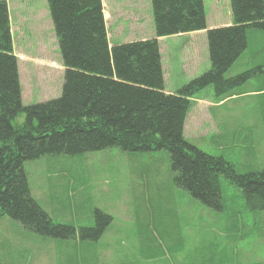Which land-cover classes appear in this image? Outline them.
I'll use <instances>...</instances> for the list:
<instances>
[{"label":"rangeland","instance_id":"1","mask_svg":"<svg viewBox=\"0 0 264 264\" xmlns=\"http://www.w3.org/2000/svg\"><path fill=\"white\" fill-rule=\"evenodd\" d=\"M113 1L102 0L106 21L112 25L107 28L109 39L116 44L132 38V30L113 25ZM203 3L208 24L231 17L229 0ZM36 11L51 21L46 0L11 1L23 105L58 97L63 82L58 42L53 28L50 36L44 22L36 30L46 44H36ZM251 32L248 52L258 50L259 58L252 65L243 64L241 72L264 65V33ZM161 49L168 90L175 91L209 68L204 34L169 36L162 40ZM259 69L225 96H215L212 87L200 90L184 124L187 141L224 157L241 174L264 167V69ZM204 100L224 104L216 108L202 104ZM23 120L24 114L19 113L14 122ZM24 168L32 196L53 221L91 226L95 208L113 220L96 244L75 246L38 236L4 215L0 218V264H264V211L241 212L239 226L227 230V211L206 207L174 184L167 150L139 153L107 148L28 160ZM220 182L225 205L243 199L241 191L223 176Z\"/></svg>","mask_w":264,"mask_h":264},{"label":"trees","instance_id":"2","mask_svg":"<svg viewBox=\"0 0 264 264\" xmlns=\"http://www.w3.org/2000/svg\"><path fill=\"white\" fill-rule=\"evenodd\" d=\"M46 1L63 67L61 94L23 105L8 0H0V218L6 215L41 237L96 244L113 217L95 208L91 226L53 221L31 194L24 162L107 148L167 150L174 184L206 207L222 212L223 176L241 191L249 211H264V167L238 173L184 135L200 90L212 87L215 96H225L264 69L255 64L227 75L240 57L241 65L258 61V50L248 52V34L264 33V0H229L232 24L211 29L203 0H150L154 36L116 44L109 39L102 0ZM202 30L209 68L167 92L158 38ZM19 113L24 120L15 123Z\"/></svg>","mask_w":264,"mask_h":264},{"label":"crops","instance_id":"3","mask_svg":"<svg viewBox=\"0 0 264 264\" xmlns=\"http://www.w3.org/2000/svg\"><path fill=\"white\" fill-rule=\"evenodd\" d=\"M149 1L150 0H114L113 1L114 6H112V10H114V11L111 12V15H112V17H115V19H116V24L113 23V25L118 26V24H122L126 29L132 30L131 31L132 38H129V40H123L121 42H128V41H133V40H145V39L152 38L154 36L153 17H152V12H151V5L150 6L148 5ZM10 6H11V1L8 0L10 27H12L11 16H10ZM120 10H125L126 14L121 13ZM33 17H34L33 18L34 19L33 24L35 27L34 30H35V32L38 33L35 37L36 44L40 43V42H43L44 44H46L44 42L40 32L38 30H36V26L40 25L42 27V24H43L42 22H44V27H46V30L48 31L49 35L52 36V33H51L52 28H53V25H51L52 20L48 21L46 14L40 17L38 11H36L34 13ZM40 18H43V19H40ZM106 20L107 19H106V15H105V21ZM218 23L219 24H213V23L208 24V22L206 20V27H207V29H211V28H215V27L230 25V24H232V17H228L226 20L218 19ZM108 26L112 27L111 23H107V21H106V27L108 28ZM127 32H128V30H127ZM11 33H12V29H11ZM191 34H196V36L197 35L203 36V34H204L206 36V30L188 33V34H185L183 36H189ZM176 36L181 37L182 35H176ZM12 37H13V34H12ZM166 38H168V37L158 38L159 45H160V52H161L162 70H163V59H162L161 42H162V40L164 41ZM201 41L203 42V39ZM45 48H46V46H45ZM206 48H207V42H206ZM13 50H14V54L18 57V55L15 53L14 40H13ZM240 58L230 68V70H228L227 73H230L232 68L235 69V71L232 74H230L229 76L235 75L241 71L242 65L240 63V60H241ZM18 63H19V60H18ZM203 65L205 66V63H203L201 67H203ZM165 90L167 92H172L171 90H168L166 88H165ZM232 97H234V95ZM195 99H198V98H195ZM214 99H218V98H214ZM207 102H208L207 100H204V101H202V104L210 105L213 107L216 106V108L219 106H222L224 104L222 102H220L219 105H218L219 102H217V103L216 102L215 103H211V102L207 103ZM247 210H248V208L244 205V199H238V202L237 203L233 202L231 206L224 204L223 210L221 213H224L226 211L229 213V215L224 218V221L226 222V225H227V230L228 229L229 230H235L239 226V221L237 219L239 218L241 212H243V214H244ZM252 212H256V211H252ZM241 222L243 224H245L244 219H242ZM162 257H164V256H162Z\"/></svg>","mask_w":264,"mask_h":264}]
</instances>
